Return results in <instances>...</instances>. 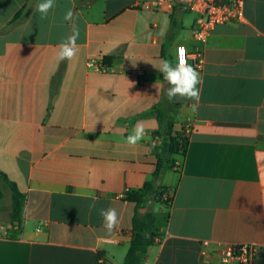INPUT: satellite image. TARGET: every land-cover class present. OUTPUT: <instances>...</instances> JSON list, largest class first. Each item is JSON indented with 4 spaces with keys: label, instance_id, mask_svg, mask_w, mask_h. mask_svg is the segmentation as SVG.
I'll return each instance as SVG.
<instances>
[{
    "label": "crops",
    "instance_id": "0c3cea01",
    "mask_svg": "<svg viewBox=\"0 0 264 264\" xmlns=\"http://www.w3.org/2000/svg\"><path fill=\"white\" fill-rule=\"evenodd\" d=\"M139 2L55 0L41 20L38 0H0V172L26 196L20 223L11 205L0 210V264H123L139 214L128 196L153 180L165 123L188 148L158 182L169 212L162 225L154 213L146 264H210L203 242L210 253L257 244L264 264V0H245V22L213 31L196 111L168 101L158 71L163 59L177 63L178 46L200 48L196 15ZM69 7L79 51L57 63ZM138 121L145 137L131 147ZM101 208L118 213L111 234Z\"/></svg>",
    "mask_w": 264,
    "mask_h": 264
},
{
    "label": "built area",
    "instance_id": "2783aa9c",
    "mask_svg": "<svg viewBox=\"0 0 264 264\" xmlns=\"http://www.w3.org/2000/svg\"><path fill=\"white\" fill-rule=\"evenodd\" d=\"M147 11H172L175 8L196 15L193 37L200 48L189 53L185 46L176 48L177 63L183 58L201 71L203 69L204 48L216 27L245 22V0H140L137 4ZM88 67H95L88 61ZM105 70V67H103ZM208 242H203L201 256L210 264H258L263 248L252 243L225 244L213 253L208 251Z\"/></svg>",
    "mask_w": 264,
    "mask_h": 264
},
{
    "label": "clouds",
    "instance_id": "9594fccd",
    "mask_svg": "<svg viewBox=\"0 0 264 264\" xmlns=\"http://www.w3.org/2000/svg\"><path fill=\"white\" fill-rule=\"evenodd\" d=\"M55 0H38L36 12L39 13L40 19H47L49 12L55 8ZM75 13L71 7L67 9L62 18L63 22L72 23L71 35L64 38L56 47L57 63L62 61H72L79 51L77 40L79 38V26L75 23ZM61 24V26H62ZM156 68V67H155ZM158 71L161 73L163 80L167 82L166 97L168 101H174L177 98L192 101V110L196 111L200 100V87L202 85V77L200 73L185 59H181L175 65L167 59L159 62ZM145 137V127L143 122L138 121L133 131L125 138L128 146L135 147ZM89 199L92 203L90 209L96 208V197L90 195ZM99 215L103 219V227L108 234H111L119 224L118 213L115 208H101Z\"/></svg>",
    "mask_w": 264,
    "mask_h": 264
},
{
    "label": "trees",
    "instance_id": "16d2710c",
    "mask_svg": "<svg viewBox=\"0 0 264 264\" xmlns=\"http://www.w3.org/2000/svg\"><path fill=\"white\" fill-rule=\"evenodd\" d=\"M104 62L106 63V60ZM106 66L108 67L109 64H106ZM170 126L173 130V124H170ZM172 130L168 134L164 133L165 139L159 150L161 153H167L169 158L174 155L184 157L188 148V139L182 134H176V136H173ZM166 141L168 142L165 144ZM169 158L166 159L167 166L173 164ZM164 168L165 166L159 161L153 180L147 183L140 191L129 195L128 200L135 203L139 209L146 208L150 201H162L165 189L159 185L158 182L164 172ZM1 182L6 183L12 193L10 213L11 223H20L22 221L26 196L20 192L16 184L11 182L2 172H0V183ZM2 199L3 192L0 187V201ZM155 223V214L151 211L137 215L133 221L132 238L123 264H146L148 251L155 245V239L157 237Z\"/></svg>",
    "mask_w": 264,
    "mask_h": 264
},
{
    "label": "rangeland",
    "instance_id": "374dc122",
    "mask_svg": "<svg viewBox=\"0 0 264 264\" xmlns=\"http://www.w3.org/2000/svg\"><path fill=\"white\" fill-rule=\"evenodd\" d=\"M171 130H172V128H171L170 124L165 123V125L162 128V133L168 134ZM167 142L168 141H166L165 144ZM168 158H169L168 154L164 153V152L161 153V155L157 157V159L165 166L164 172L162 173V176H164L168 172V168L166 165V159H168ZM2 191H3V199L0 201V207L3 210L2 214H1L3 216L5 214L7 215V213L10 210L11 190L9 188L5 187L4 189H2ZM147 208L148 209L144 208L145 213L148 211L155 213L159 217V224L162 225L163 224V218L166 219V217L168 216L169 209L167 208V206L164 203H162L161 201L153 200V201L149 202ZM140 211H141V209L138 210L139 214H141ZM145 213H143V214H145Z\"/></svg>",
    "mask_w": 264,
    "mask_h": 264
},
{
    "label": "water",
    "instance_id": "95a60500",
    "mask_svg": "<svg viewBox=\"0 0 264 264\" xmlns=\"http://www.w3.org/2000/svg\"><path fill=\"white\" fill-rule=\"evenodd\" d=\"M141 214L145 213V209H141L140 211ZM15 224H18L17 222ZM145 235V234H144Z\"/></svg>",
    "mask_w": 264,
    "mask_h": 264
}]
</instances>
